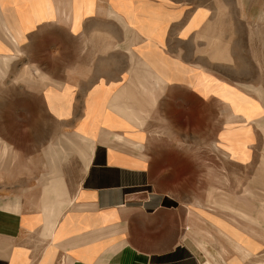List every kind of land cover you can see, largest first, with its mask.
I'll return each mask as SVG.
<instances>
[{
    "label": "crops",
    "instance_id": "0c3cea01",
    "mask_svg": "<svg viewBox=\"0 0 264 264\" xmlns=\"http://www.w3.org/2000/svg\"><path fill=\"white\" fill-rule=\"evenodd\" d=\"M203 1L0 0V76L25 60L45 110L69 131L45 150L40 194L0 205V264H220L187 229L188 209L175 204L169 181L171 151L159 148L171 146L173 131L187 135L189 113L228 105L191 84L198 70L220 79L204 65L214 6L191 4ZM199 10L208 14L190 28ZM231 85L247 95V122L238 114L247 125V211L217 203L247 219V236L196 214L241 253L264 256V99ZM72 153L79 169L64 173ZM10 156L0 138V167Z\"/></svg>",
    "mask_w": 264,
    "mask_h": 264
},
{
    "label": "rangeland",
    "instance_id": "374dc122",
    "mask_svg": "<svg viewBox=\"0 0 264 264\" xmlns=\"http://www.w3.org/2000/svg\"><path fill=\"white\" fill-rule=\"evenodd\" d=\"M191 4L214 6L213 22L203 33V55L205 69H213L221 79L198 70V82L191 84L217 94L228 105L214 104L203 115L189 113L187 135L180 137L173 131L171 146L159 148L161 153L164 149L171 151L169 181L178 201L175 204L187 207L193 223L187 229L196 227V235L212 253L213 261L228 264L238 259L235 264H264L260 253H241L196 214L205 211L247 236V219L217 202L228 198L231 204L247 211V125L238 123L240 113L247 122V95L231 84L264 99V0H204ZM207 14L199 10L190 28L198 26ZM30 68L18 56L6 76H0V138L13 149L8 165L0 167V205L16 197L40 194L42 176L49 170L45 150L69 132L45 110L39 94L42 86ZM28 70L26 76L33 82L20 79L19 72ZM251 83L261 87L247 85ZM194 105L189 101V106ZM175 155H182V160ZM77 156L72 153L62 163L64 173L79 169ZM21 185L26 186L23 191L27 188V193H20ZM23 205L34 208L27 201Z\"/></svg>",
    "mask_w": 264,
    "mask_h": 264
},
{
    "label": "bare ground",
    "instance_id": "6f19581e",
    "mask_svg": "<svg viewBox=\"0 0 264 264\" xmlns=\"http://www.w3.org/2000/svg\"><path fill=\"white\" fill-rule=\"evenodd\" d=\"M216 55H217V52H216ZM219 55V54H218ZM220 56V55H219ZM222 57V56H221ZM228 57V56H227ZM88 139V138H87Z\"/></svg>",
    "mask_w": 264,
    "mask_h": 264
}]
</instances>
